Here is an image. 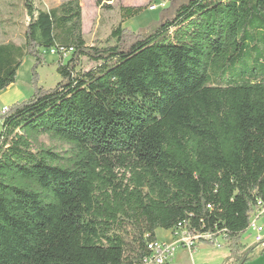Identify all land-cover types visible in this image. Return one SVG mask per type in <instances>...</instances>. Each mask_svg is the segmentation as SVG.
<instances>
[{"label":"trees","instance_id":"16d2710c","mask_svg":"<svg viewBox=\"0 0 264 264\" xmlns=\"http://www.w3.org/2000/svg\"><path fill=\"white\" fill-rule=\"evenodd\" d=\"M23 5L24 43H0V92L35 59L33 94L0 111V264H144L180 224L245 264L264 208V0H184L91 45L80 0Z\"/></svg>","mask_w":264,"mask_h":264},{"label":"rangeland","instance_id":"374dc122","mask_svg":"<svg viewBox=\"0 0 264 264\" xmlns=\"http://www.w3.org/2000/svg\"><path fill=\"white\" fill-rule=\"evenodd\" d=\"M66 0H35L36 5L41 9H51ZM83 10V34L87 44L104 43L111 34L114 27L122 24L131 31H138L146 27L152 20H158L162 12L171 7L177 6L184 0H167L166 5L151 8L152 4H157L158 0H113L112 8H102L97 5L96 0H80ZM121 6H143L146 8L139 16L122 22ZM29 21L23 0H0V43L13 41L18 44L24 43V30ZM47 64L38 69V84L45 88H53L60 80L57 72L58 56L46 54ZM67 60V58L65 59ZM35 59L26 56L18 70L17 79L14 84L6 90L0 92V111L14 101H21L30 97L34 92L33 68ZM95 64L86 58L83 59L80 69H90ZM1 130V122H0ZM259 225L263 228L264 235V213L258 219ZM162 229V228H161ZM165 230V229H164ZM161 232L160 234H162ZM256 233L253 229H248L242 234L241 242L247 246L257 244L255 250L250 254L245 264H264V246L255 241ZM178 248L174 252L175 262L182 264L188 259ZM188 251V249H185ZM196 264H234L232 259L227 260L231 254L228 242L216 246L214 244L198 243L194 247Z\"/></svg>","mask_w":264,"mask_h":264},{"label":"built area","instance_id":"2783aa9c","mask_svg":"<svg viewBox=\"0 0 264 264\" xmlns=\"http://www.w3.org/2000/svg\"><path fill=\"white\" fill-rule=\"evenodd\" d=\"M167 0H158L157 4H152L151 8L155 9L158 6H165ZM5 107L4 109H6ZM264 213V208L262 207L261 201L258 202V206L251 214L250 226L249 229H253L256 233L255 241L264 245V235L262 234L263 228L259 225L258 219ZM175 234L178 237V243L193 250L194 247L200 241H213V244L216 246H221L223 242L220 240L222 238L225 242L226 239L223 237L216 238L213 240L210 233H199L196 230H190L185 225H179L174 229ZM148 248L151 251V254L144 259V264H170L173 258V248L160 242L158 240L152 241L148 244Z\"/></svg>","mask_w":264,"mask_h":264},{"label":"crops","instance_id":"0c3cea01","mask_svg":"<svg viewBox=\"0 0 264 264\" xmlns=\"http://www.w3.org/2000/svg\"><path fill=\"white\" fill-rule=\"evenodd\" d=\"M14 102H16V101H14ZM14 102H12V103H14ZM12 103H10V104H12ZM10 104H8V105H10ZM161 232H163V233L160 234ZM156 240H158L160 242H163L164 244H166L168 246H171L173 248L174 252L177 251L178 248H180V249L181 248L188 249V248H186L183 245L178 243V237L175 234L174 229H170V230H166V229L164 230V229H161V228L157 229L156 230ZM220 240L222 242H224V240L222 238H220ZM198 243H206V242L205 241H200ZM206 244H208V243H206ZM185 249H182V250H184L183 254H185L186 256L188 254L187 252H189V254L187 256L188 257L187 261L183 262L182 264H196V263H198L196 258H195V256H194V254H193L194 253V249L193 250H189L188 249V251L185 250ZM174 252H173V254H174ZM232 261H233V259H232ZM170 264H177V262H175V255H173V258H172ZM226 264H229V263H226Z\"/></svg>","mask_w":264,"mask_h":264}]
</instances>
